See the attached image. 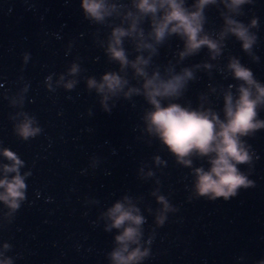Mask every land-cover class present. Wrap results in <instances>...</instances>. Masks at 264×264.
I'll use <instances>...</instances> for the list:
<instances>
[{
	"label": "water",
	"instance_id": "obj_1",
	"mask_svg": "<svg viewBox=\"0 0 264 264\" xmlns=\"http://www.w3.org/2000/svg\"><path fill=\"white\" fill-rule=\"evenodd\" d=\"M243 9L245 15L237 17L243 22L250 23L254 15L259 18V29H252L259 38L253 49L259 62L252 61L234 37L217 60H210L207 49L185 59L178 69L202 61L216 67L211 76L207 69L196 70L197 80L190 82L182 103L191 100L196 106L198 93L203 92L212 107L222 108L219 86L235 83L230 74L218 70L227 64L228 53L238 55L264 82V0ZM206 11V28L218 30L222 19L216 6ZM97 27H101L99 38L104 39L110 29L86 20L80 0H0V147H9L25 161L21 174L32 172L25 181L26 201L12 223L0 227V249L7 240L13 249L6 255L22 253L14 264H110L105 254L114 247L118 230L105 232V220L99 214L129 195L147 220L142 246L150 249L151 256L141 264H256L264 259V130L249 139L256 153L249 172L255 186L239 189L227 201L223 197L189 200L194 183L191 170L178 165L166 146L144 131L141 116L148 105L143 98L121 97L115 106L109 100V114L95 90L87 89L85 76L99 78L118 67L109 64L103 49L94 43ZM125 46L134 58L131 45L126 41ZM181 48L178 37L170 38L154 63H175ZM25 52L29 53L27 64ZM73 62L82 69L75 77L67 71ZM61 73L65 81H78L73 89L57 83ZM49 75L51 87L45 84ZM26 84L28 90L22 92ZM24 112L35 115L42 127L41 134L28 141L14 131ZM157 155L163 161L159 165L154 160ZM2 163L9 161L0 156ZM201 163L208 166L200 160H194L193 166ZM240 167L248 171L247 165ZM149 170L153 176H146ZM157 188L179 209L168 213L161 227L155 224L161 205L151 195ZM5 211L0 202V223Z\"/></svg>",
	"mask_w": 264,
	"mask_h": 264
},
{
	"label": "clouds",
	"instance_id": "obj_2",
	"mask_svg": "<svg viewBox=\"0 0 264 264\" xmlns=\"http://www.w3.org/2000/svg\"><path fill=\"white\" fill-rule=\"evenodd\" d=\"M254 3L255 0H191V3L189 0H80L86 20L110 29L105 38L100 39L101 27H97L94 43L103 49L109 64L118 65L101 73L99 78L96 75L85 76L87 89L95 90L100 97V105L109 114V100H113L115 106V100L121 97L125 100L136 96L143 98L148 105L141 116L144 131L156 138L160 145L166 146L178 165L191 170L194 183L189 200L204 197L215 201L223 197L227 201L235 197L239 189H247L256 183L249 179L253 157L256 156L249 139L255 137L259 130H264V118H260L261 111H264V82L238 55L228 53L227 64L218 70L222 74H230L235 83L227 87L219 86L223 104L217 110L203 92L198 93L200 102L196 106L191 100L181 102L190 82L197 80L196 70L207 69L211 76V70L216 66L202 61L177 68L185 59L199 55L204 49H207L210 60H217L224 54L228 39L233 37L252 61L259 62L260 57L253 50L259 38L257 31H252L253 28L259 29V18L254 15L250 23L237 18L245 15L244 5ZM209 6H216L222 19L218 30L206 28ZM117 18L119 23H115ZM174 36L182 42L178 59L175 63L172 60L163 65L154 63L160 48ZM126 41L131 45V52L136 53L134 58H130ZM28 59L29 53L25 52V64ZM67 71L75 77L82 69L79 63L73 62ZM49 81L51 75L45 78V84L51 87ZM57 83H62L66 89H73L78 81H65L61 73ZM27 90L26 84L21 91ZM210 91L215 93L216 88L210 86ZM20 102H23V96ZM205 102L209 106L206 107ZM22 115L23 119L14 126L17 137L28 141L40 135L42 127L37 117L27 112ZM0 156L9 161L0 164L3 173L0 176V202L7 209L3 212L4 222L0 223V227H6L27 199L25 181L32 172L29 170L21 174L20 168L25 161L9 147H0ZM154 160L157 165L163 163L159 155ZM194 160L204 161L208 166L205 167L204 163L193 166ZM96 162L94 159L93 163ZM241 165H247L248 171L242 170ZM140 172L143 173V167ZM9 173L13 175L9 176ZM153 175L151 170L146 173L149 177ZM151 195L161 205L155 215V224L161 227L168 219L167 214L179 209L160 194L159 188L152 190ZM148 211L152 212V209L149 207ZM99 219L105 220V232L118 230L114 247L105 254L110 264H141L151 256L150 249L142 246L147 220L131 196L117 199L99 214ZM154 235L155 230L149 236V242ZM12 249L13 245L4 240L0 249V264H14V259L22 257V253H17L15 257L6 255ZM256 264H264V259Z\"/></svg>",
	"mask_w": 264,
	"mask_h": 264
}]
</instances>
